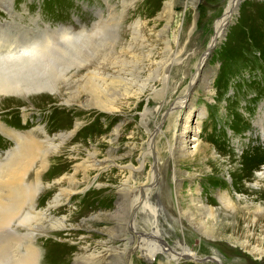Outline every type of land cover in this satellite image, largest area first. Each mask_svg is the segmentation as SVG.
Here are the masks:
<instances>
[{
    "label": "rangeland",
    "instance_id": "rangeland-1",
    "mask_svg": "<svg viewBox=\"0 0 264 264\" xmlns=\"http://www.w3.org/2000/svg\"><path fill=\"white\" fill-rule=\"evenodd\" d=\"M10 2L13 7L12 19L22 21V27L32 22L31 27H35L34 32L39 34V38L47 35H43L46 26L50 30L59 25L67 27L76 23L75 18L86 22L89 20L88 15L91 16L85 11L86 8L99 7L105 15L97 19L108 20L109 26H112L111 23H119L122 17L125 18L124 21L130 22L136 18L142 19L144 28L141 33L145 39L141 48L137 49L136 57L130 59L135 64L124 59L127 63H118L116 67L102 71V77L105 78L104 83L100 82L103 83L102 89L109 91L96 89L97 92L101 91V94L98 93L100 98L95 94L97 92L88 88L91 80H87V76L92 79L96 76L95 73L99 74V71H93L96 70L95 65L80 66L77 63L76 67L73 63L72 66L73 61L65 56H57L56 60H69L73 68L69 66L71 68L68 67V71L64 69L62 73L65 74L59 72V78H62L58 79H63L62 84L56 79L58 71L49 67L43 69L41 66L36 70L38 77L46 74V81L45 78L38 77L37 81L34 78L36 71H32L33 78L39 82L40 87L29 74L20 77L21 83L17 84L13 76H8V80L14 79L12 82L17 88L13 84L15 89L10 88L12 92L7 90L10 94L0 93V124L22 134L33 131L39 141L40 151L44 149L42 153L39 151L35 164L26 173L23 183L31 186L27 188L24 185L26 197L24 195L23 198L18 189L16 190L20 194L16 197L19 198L15 197L16 194L7 197V192L10 195L9 188L5 182L0 181L5 186H2L3 191L0 185V264H11L18 260L30 246L41 252V264H93L92 259L102 254L92 255L93 252L124 251L128 245L134 248L133 245L137 244H142L145 249L157 243L151 242V235L156 236L155 239H161L159 244L167 242L173 250L179 251L184 245L181 241L183 233L190 234L197 245L203 242L218 247L230 263L240 259L243 264H264V258L253 256L246 248V243L249 242L252 248L256 245L264 250V213L244 208L248 205L247 202H264V182L260 190L249 186L257 181L256 174L264 169V0H140L133 10L126 0H0L1 24L11 21L4 9L9 8ZM38 21L45 24L36 28ZM22 27L17 30L18 26H13L5 32L8 36L22 37L26 32ZM113 29L117 30V27L111 28L114 32ZM91 30L92 28L86 30L89 35L93 34L94 30ZM0 31L3 30L0 28ZM68 31L72 34L73 30ZM75 33L72 35L82 37V34ZM48 34L46 37L53 39L54 47L60 48L67 44L61 42L63 33L48 31ZM123 37L128 38L125 34ZM21 42L24 41L20 40L18 43ZM22 46L27 48L26 44H19V51L23 49L20 48ZM209 48L210 53L205 59ZM42 58L48 60L46 57ZM202 60L205 62L204 70L195 88H192L190 84L196 72L195 66ZM51 61L53 59H49ZM119 64L125 72L119 70ZM40 70L43 75H39ZM113 76L116 80L121 77L123 81L119 79L115 84ZM126 77L130 82H127ZM97 78L102 79L100 74L94 79ZM21 79L34 80L35 83L28 80V84L24 85ZM111 80L114 81L112 85L109 84ZM47 83L53 90L51 87L41 89V85ZM105 83L110 85V89ZM123 83L130 85L125 86ZM32 84L40 89L35 92ZM26 85H32L33 92L31 89L30 92L27 91ZM140 86L142 90L139 89ZM21 87H26L27 90ZM187 90L189 101L195 107L194 123L201 120L200 130L196 132L197 138L202 140L206 159H199L192 165L179 162L177 169L191 175L199 173L200 184L206 186L207 202L213 206L215 200L212 192L215 188L233 189L246 198L245 201H240L239 211H231L227 217L214 215L208 218V228L213 232L210 238L195 222L192 224L188 221L194 219L188 211H171L170 220H165L160 215L167 211H158L159 217L158 214H152L153 211H131L133 199L127 193H118L120 178L114 167L111 169L115 172L111 169L95 171L87 170L88 164H84L90 155L103 161L110 158L123 159L132 152L136 153V159L140 145L150 136L143 124L145 108L154 109L167 99L171 102L177 97H183L180 95ZM132 91L143 94L148 100L137 101V96L131 95ZM93 98L96 99L95 102ZM186 116L185 112L182 118L185 119ZM152 121L150 129L153 128ZM159 138L160 136L157 140ZM109 139L115 142L107 144ZM5 141L13 146L12 140L0 132V153L9 148ZM45 161L49 163L42 170L40 166ZM167 180L171 183L170 177ZM209 180L214 185L213 189L207 183ZM169 183H166L170 187L166 188L167 195L172 198L176 209L180 207L186 210V200L178 202ZM137 184L142 186L143 181L139 180ZM12 196L14 199L11 200ZM152 196L156 194L153 193ZM16 199H19L18 202H15ZM16 203L18 207H15ZM10 207L13 211L9 216ZM137 207L139 206L136 205ZM118 208L119 211H115ZM254 213H258L256 220H253ZM156 216L158 224L154 225ZM132 226H135L136 232L141 233L143 238L130 233L129 227ZM170 226H177V236L173 235L175 232ZM10 252H13L12 256ZM86 256L90 257L89 260ZM132 256L133 264H158L155 261L146 263L138 258V254ZM206 260L208 264H212L208 261L210 259ZM110 264L122 263L117 260Z\"/></svg>",
    "mask_w": 264,
    "mask_h": 264
},
{
    "label": "bare ground",
    "instance_id": "bare-ground-1",
    "mask_svg": "<svg viewBox=\"0 0 264 264\" xmlns=\"http://www.w3.org/2000/svg\"><path fill=\"white\" fill-rule=\"evenodd\" d=\"M139 1L140 0H126V2L128 3L131 10L136 8ZM4 9L7 10V14H8L9 19L11 21H10V23L6 22L5 24L0 23V28L3 30V31H0V93L8 92L9 91L8 89H10L12 87L14 88L13 84L15 85V83L17 84V82L19 83L20 77H25L27 74H29V76L31 78H33L32 71L35 72L36 70H39V67H41V66L43 69H44V67H47V68L49 67V69L53 68V69L57 70L58 73L59 72L62 73V71L64 69L67 70V68L69 66H71L70 61H73L72 66H74V64L76 66L77 63L80 64V66L82 64H87L88 66L89 65L92 66V64L95 65L94 69L96 68V70H93V71L94 72L99 71V74L101 75L102 81L99 78H97L98 80L94 79V78L99 76L98 73L97 74L95 73L96 76H94V78H92V79H90L91 78L90 76H87L85 74L87 76V80H88V78H89V80H91V81H89L90 86L88 88L91 90H94L95 92H97L96 89H98V91L101 90L103 92V90L105 88L102 89L103 88L102 85L105 81L104 80L105 78L103 79V77H102V75L104 73V72L102 73V71H105L106 68H110V67L114 68L117 66L118 63L123 64L122 62L127 63V61H129L130 63L135 64L134 61L131 62L130 59L132 60V58L134 56L136 57L137 49L141 48V44L143 43V41L145 39V38H143V34L141 33V31L144 28V23H143L142 19L136 18V19H134V21L130 22V21H126V20L124 21L125 18L122 17L119 23H116V24L111 23L112 26H109L108 20H104L103 18L97 19L101 15L102 16L105 15L102 8H99V7L93 8V9L92 8H86L85 11H87V14L91 15V16L88 15V18H89L88 21L85 22L83 19L75 18L76 23L74 25H68L67 27H64V26L61 27L59 25L54 30H50V28H48L49 26H46V28L43 30V35L44 34L49 35L48 31H56V32L58 31V34L60 32L63 33L62 34L63 38L61 36V39H63V40L61 42L64 41L67 44L64 46H61L60 48H57V47L53 46V43H54V41H52L53 39L49 40V37H46L47 35L43 36L42 38H39L40 37L39 34L34 32L35 27H31L32 22H29L28 25L22 27L21 26L22 21L18 22V21H14L12 19V16H13L12 15V12H13L12 2L9 3V8H4ZM41 24H45V23H41L40 21H38L36 23V28H40ZM13 26H18L17 30L20 27H22L23 30H25L26 32H24L22 34V37L8 36L5 31H7V28H10ZM115 26L117 27V30L115 29L116 30L115 31L113 29L114 30V32H113L111 30V28H113ZM88 28H92V30H94L96 28V30L93 31V34L89 35L88 32L86 31ZM109 29L113 33L108 34L110 32V31H108ZM68 30H71V31L73 30L74 32H76L75 34H77V33H80V35L82 34L81 36L83 38L79 37V35L78 36L72 35V34H74L73 31H72V34H71V32L69 34ZM92 30H91V32H92ZM85 31H86V34H84ZM3 33H4V35H3ZM127 33H129V34L127 35ZM123 34H125L128 38L123 37ZM58 38L60 39V37H58ZM20 40H23L24 42L18 43ZM56 40H58V39L56 38ZM58 42H60V41L58 40ZM64 42L62 44H64ZM22 43L26 44L27 48H23V46H24L23 45L22 47H20L23 49H21V51H19L18 46H19V44H22ZM13 46H15V47H13ZM51 46H53L54 49L55 48H57V49L54 50V49H52ZM30 48H31V50H30ZM210 49L211 48H209L208 52H206L205 59H207V57L210 53ZM4 55L7 56V58H4L5 57ZM57 56L69 57L68 59H70V61L69 60L63 61V60H60L59 58H58L59 60L57 61L56 60ZM41 57H46V58H48V60H45V58L41 59ZM49 59H53V61L49 62ZM124 59L127 61H123ZM165 62H167V61H165ZM156 64L157 63H155V65ZM87 65L84 67H87ZM204 66H205L204 60L200 61L198 63V65L195 66L196 72L193 75V79L191 81L190 87L195 88V84L200 79V76L204 70ZM71 67H69V68H71ZM120 67H121V65H120ZM47 68H46V70H47ZM43 69H41V70H43ZM121 69H122V67L119 70L122 71L123 69L122 70ZM137 69H139V68H137ZM41 70L39 72V75L42 72ZM116 70H118V69H116ZM30 72H31V74H30ZM47 72H49V71H47ZM87 72H89V71H87ZM91 72H92V70H91ZM117 72L119 74V71H117ZM36 73H38V72L36 71L34 76L36 75ZM61 73L56 74V79L59 78V75H61ZM62 74H65V73H62ZM93 74L94 73L92 72L91 76ZM41 75H43V74H41ZM44 75L41 77H38V74H37L34 78L37 80V77H38V79L39 78L43 79V78L47 77L46 74H44ZM47 75L51 76L50 74H47ZM88 75H90V74H88ZM8 76H13V78L16 80L15 83L12 82V80L14 81V79L8 80V78H9ZM30 77H29V79H31ZM131 77H132V75H131ZM61 78L62 77L60 76L59 79H61ZM67 78H69V77H67ZM22 79H21V81L23 82L24 85H25V83L28 84L27 81L29 79H27V80H22ZM49 79L52 80V78H49ZM59 79L57 81H60V83H61V81L63 79L62 80H59ZM114 79L116 80L115 77L113 78V80ZM119 79H120V81H123V78L120 77ZM119 79H117L116 82H114L115 80L114 81L111 80L112 82L110 81L109 84L112 85L113 82L115 84H117V81H119ZM31 80H29V82ZM34 80L31 81V83H33ZM46 80L47 79L45 78V81ZM126 80H127V77H126ZM129 80H127V82H130ZM37 81H39V80H37ZM37 81H36V84L39 85V82L37 83ZM41 81L45 82L44 80H41ZM66 82H67V79H66ZM100 82H103V83L101 84ZM48 83L42 84L43 86L41 85V89L43 87H48V88L51 87V85H48ZM118 84H120V82ZM19 85H17V86H19ZM32 85H34V84H32ZM32 85H31V87H30V85L29 86L26 85V87H28V90L26 89V87L25 88L21 87V88L29 91V89L32 88ZM46 85H48V86H46ZM106 85H105V87H106ZM124 85H123V87H124ZM129 85H130V83L128 85H125V86H129ZM143 85H144V83L142 84V86ZM176 85L178 86L179 83H177ZM109 86L107 85V88ZM34 87H35V85H34ZM39 87H40V85H39ZM39 87L36 86L34 88L36 90H34V91L35 92L38 91L40 89ZM59 87H60V85H59ZM86 87L87 86H85V88ZM15 88H17L16 85H15ZM14 89H12V90L14 91ZM109 89H110V87H109ZM124 89H127V87L126 88L124 87ZM139 89H141V86ZM26 90H25V93H27ZM52 90H53V88H52ZM105 90H108V89H105ZM115 90H116V88H115ZM127 90H125V91L127 92ZM153 90H156V89H153ZM20 91H21V89H20ZM31 91H32V89H31ZM94 91H92V93ZM138 91H140V90H138ZM9 92H12L11 89ZM22 92H21V94H22ZM100 92H97L95 94L97 95ZM16 93H18V92H16ZM100 94H98L99 98H100ZM132 94L137 96V98H136L137 101H140L141 99L148 100V99H146L147 97H145L143 94L139 95L135 92L131 93V95ZM160 94H161V92H160ZM157 95H158V93H157ZM89 96H91V92H90ZM180 96H183V97H177V99H175L171 102H168V99H167L162 105L155 106L154 109L148 108V107L145 108L146 109L145 112L146 113L149 112V114L147 115L145 112H144V115L142 114L143 118H144L143 124H144V128H145L146 132L150 133V136H149L148 140L145 141L144 144L140 145L136 159L134 158V155L136 153L132 154V152L129 153L128 156H126L123 159L110 158L108 160H103V161H98L95 156L90 155L88 157V160L84 161V164L85 165L88 164V166L86 167L87 170H93L94 169L95 171H97L99 169H103V171L104 170L108 171L109 169H111V167H114L113 169H115L116 172L113 169H111V171L115 172L116 175H118L120 178L119 184L117 186L118 193L119 194L127 193V195H130L133 199L131 211H153L152 214L153 213H155V215L158 214V217H159L158 211H163V212L167 211V213L164 212V213L160 214L163 218H165V220L171 219V216H172L170 214L171 211H188L190 216L194 217V219H192V221L191 220H188V221L192 224H194L193 222H195V224L200 228V230L204 234H206V236H209V238H210V237H212L213 232H212V230H210L208 228L209 227L208 218L213 217L214 215H220V216L227 217L228 214L231 213V211L232 212L239 211V209L241 208L240 201H245L246 198L244 195L239 194L238 192H234L233 189L215 188L212 192L213 199L215 200V204L213 206L212 203L207 202V195H206L207 191H205L206 186H202L200 184L199 181H200L201 177H200L199 173H195L194 175H191V173H189V172L187 173L186 171H181V170L177 169L179 162H188L189 164L192 165L195 162H198L197 160H199V159H201V161L206 159L205 151L202 147L203 146L202 140L200 138H197L198 134L196 132V131L199 132V130H200V121L201 120L198 119L196 124L194 123L195 122V119H194V116H195V111H194L195 109L194 108L195 107L193 106V102L189 101V98H188L189 97V90H187V92H184L183 95H180ZM24 97H26V96H24ZM96 99H94V102L96 101ZM25 100H27V99L25 98ZM37 100H39V98H37ZM105 103H107V102H105ZM115 108L116 107H114V109ZM114 109L112 108L111 110L114 111ZM185 112L187 113V116L184 117L185 119H183L182 115ZM153 119H154V121H152ZM151 121L153 122V128L152 129L149 128L151 125ZM0 132L7 139L12 140V142H13V146H12L10 143L5 141L8 144L9 148H8V150L3 151V153H0V181L5 182L6 187L9 188L10 195L7 192L6 193L8 195L7 197H10L11 195L14 196L15 194H16L15 195V197H16L18 194H20V193H18L20 191L21 194H23L21 196L24 198L26 190L24 189L25 184L23 182H25L24 179H25L26 173L33 167V165L35 164L34 162L39 155V151L41 148L39 141L35 138L33 131H29L27 134H22L21 132L13 130L11 128H8L3 124H0ZM33 135H34V137H33ZM159 136H160V138L157 140V138ZM107 142H108L107 144H110V143L115 142V141L113 139H109V140H107ZM192 144L193 145L195 144V145L193 147H191ZM42 150L40 151V153H42ZM150 157L152 158V161H151ZM2 159L5 163H2L3 162V161H1ZM48 163H49V161H45L44 163H42L40 168L43 170L44 167L46 168ZM83 168H85V166H83ZM39 171H40V169H38V172ZM38 172H35V173L37 174ZM210 172H212V171L210 170ZM36 174H35V177L37 176ZM186 175H188V176H186ZM169 177H170L171 183H169L167 180V178L169 179ZM255 179L257 181L255 183L250 184L249 186L254 187V188H258L257 190H260L261 186H263L262 183L264 182V169H262V171H259L256 174ZM139 180L143 181L142 186H139L137 184V181H139ZM3 182H1V183H3ZM166 183L167 184L169 183L170 185H172L175 197L178 200V202L181 199L186 200V204H187L185 206L186 210H184L180 207L178 209H176V207L174 206V202H172V198L170 196H168L166 193V188H170L166 185ZM207 183L213 189L214 185L210 184L211 181L209 180V182H207ZM246 183L249 184L248 182H245V184ZM3 185H4V183L1 185V188ZM25 186L27 188H31V186L30 187L27 185H25ZM3 187H5V186H3ZM207 187H209V186H207ZM144 188H146V189H144ZM230 188H232V187H230ZM240 188H242V187H240ZM16 189H18V192ZM10 190H11V192H10ZM0 191H2V190L0 189ZM3 191H4V189H3ZM13 191H15L14 194L12 193ZM4 193H3V195H4ZM153 193H155L156 196H152ZM6 194L4 195V197H6ZM27 194H28V192H27ZM0 195H1V192H0ZM13 196H12L11 200L14 199ZM26 196L27 195H25V197ZM22 197H21V199H22ZM16 198H19V197H16ZM17 200H19V199H16L15 202ZM259 203H262V204H258V203L253 202V201L247 202L248 205H246L245 207L243 206V207L247 211H262L264 213V202H259ZM1 205H2V202H1ZM136 205H138L139 207L136 208ZM18 206L16 203L15 207H18ZM3 207H4V205H3ZM8 208H9V206H8ZM8 208H6V209H8ZM11 210L12 209L10 207L9 216H10ZM115 211H119V208L115 209ZM257 214L258 213H254L255 216H253L254 217L253 220L255 219ZM7 215H8V213H7ZM9 216H7V217H9ZM158 217H157L156 221H155V219H154V222L152 220L154 225L158 224L157 223ZM205 218H207V220H205ZM3 219H5V218L3 217ZM134 227L135 226L129 227L130 233L135 235V237L140 236V238H141L142 234L136 232V229ZM170 227L175 232L173 235L177 236V231H178L177 226H175L174 228L172 226H170ZM196 232L200 233V231H198L197 229H196ZM155 238H157V237L153 236V235L150 236V239H152L151 242L156 241L157 243L156 244L152 243L153 245L147 246V247H145V249H144L142 244H137V245H133L134 248H131L132 245L131 246L128 245V247H126L127 249L124 251L102 250L101 252H97V253L93 252L92 255H94V254L99 255L101 253L102 254L99 256H95V258L92 259L91 263H93V264H110V263H114V261L120 260L122 264H133V256L132 255L138 254V258L142 261H146V263H152L153 261H155L158 264H171V263L172 264H200V263L201 264H208V262L206 260V258H208V259H210L208 261L212 264H243L240 259L239 260H237V259L232 260L230 263V261L223 255L222 251H220L221 249H218V247H216L214 245L204 244L203 242L197 245L196 241L194 240V238L190 234L183 233V239L181 241L184 242V245L179 249V251H175V249L173 250L167 244V242H165L166 244L164 243L165 245L163 243L159 244V242L161 243V239H159L160 240L159 241L158 239H155ZM145 241H146V239H145ZM248 243H246L247 244L246 248L252 252V255L256 256L260 259H263L264 258V250L261 249L260 247L256 246V245L253 246L255 248H252V245L250 244V246H249ZM243 246H245V241H244ZM26 247L27 246H25V248ZM119 250H121V249H119ZM11 253H13V252H10V254ZM202 253H204V254H202ZM11 256H12V254H11ZM86 257L88 258L87 260H89L90 257H88V256H86ZM11 259H13V258L11 257ZM10 260H7L8 263L10 262ZM108 261H110V262L108 263ZM11 264H41V252L39 251V249H37L34 246L27 247V249L25 250V254L22 255L21 258H19L18 260L12 262Z\"/></svg>",
    "mask_w": 264,
    "mask_h": 264
}]
</instances>
